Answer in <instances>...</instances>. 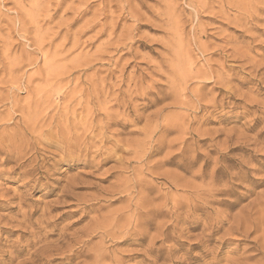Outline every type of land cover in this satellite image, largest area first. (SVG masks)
<instances>
[{"label":"rangeland","instance_id":"obj_1","mask_svg":"<svg viewBox=\"0 0 264 264\" xmlns=\"http://www.w3.org/2000/svg\"><path fill=\"white\" fill-rule=\"evenodd\" d=\"M0 264H264V0H0Z\"/></svg>","mask_w":264,"mask_h":264}]
</instances>
